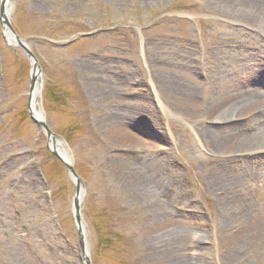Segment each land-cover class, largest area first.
Listing matches in <instances>:
<instances>
[{"label": "rangeland", "instance_id": "rangeland-1", "mask_svg": "<svg viewBox=\"0 0 264 264\" xmlns=\"http://www.w3.org/2000/svg\"><path fill=\"white\" fill-rule=\"evenodd\" d=\"M216 12L212 0H11L10 26L40 69L36 109L83 189L89 264H264V150L232 147L254 129L250 117L186 120L168 94V78L189 76L200 108L220 90L210 73L232 71L228 57L263 56L259 22ZM30 71L0 24V264H81L75 186L30 119ZM238 73L264 92L263 68ZM200 128L220 130L229 154L208 153ZM119 133L136 142L113 145ZM123 161L154 193H137ZM258 216L262 237L248 221Z\"/></svg>", "mask_w": 264, "mask_h": 264}, {"label": "bare ground", "instance_id": "bare-ground-1", "mask_svg": "<svg viewBox=\"0 0 264 264\" xmlns=\"http://www.w3.org/2000/svg\"><path fill=\"white\" fill-rule=\"evenodd\" d=\"M214 8L217 12H220L223 16H228L236 10L239 14H247L248 17L243 16L245 20L243 25L251 27L256 23H260V27L256 28L260 30L264 36V0H212ZM8 7L5 8V16L7 15ZM215 10V9H212ZM241 12V13H240ZM215 13V12H214ZM232 16V15H230ZM3 35L7 42H11L9 34L5 30ZM254 44V43H253ZM263 52H264V42H263ZM224 47V43H219L214 46H209L207 48L208 53H218ZM227 49H223L224 51ZM186 51L187 57L194 54V48L190 45L184 49ZM229 56V55H228ZM228 65H230V70L228 72H223L220 75L212 72L207 79L209 87L212 83L219 84L220 90L217 94H214L210 99L200 108L194 107L192 103L189 102L188 98L194 92L199 90L201 87L195 85V80L189 76H185L184 80L180 77H174V79H169V84H173L169 89V98L173 101L172 105L183 113L184 119H200L201 122H211L216 124L233 123L241 118L250 117V123L253 124L252 132L242 135L240 138L235 140L232 147L234 150H238L237 153H248L254 150H264V92L255 86V82L251 75L242 77L241 73H238L236 80H232L230 74H235L236 69H250L251 67L263 68L264 72V53H247L245 55H234V57H228ZM250 74V73H249ZM181 76V75H180ZM173 78V77H171ZM39 76L35 75V82L32 91L29 95L32 115L35 119L40 118V112L37 111L36 107L38 104V87H39ZM180 81L183 84L176 85ZM264 82V78H263ZM230 83V85H229ZM255 84V85H254ZM176 85V86H175ZM174 87H178L174 88ZM218 87V88H219ZM168 90V89H167ZM263 93V94H262ZM203 120V121H202ZM194 121V120H193ZM216 130V129H215ZM224 134L220 130H210L208 128H200L196 132V136L199 139L207 142L206 151L214 155L229 154L226 153V146H221L218 144L220 138H223ZM113 145L119 146L120 148H125L130 144L136 142V139L132 138L128 134L119 133L116 137H112ZM225 143V142H223ZM222 143V144H223ZM221 144V142H220ZM49 148L54 151L61 160L65 162H70L69 155L64 149L63 145L58 141H49ZM236 154V152H234ZM124 167L127 172L134 178L131 185H134L137 193L142 196H147V194L154 193L151 184H148L144 180L142 171L137 166H133L130 162L123 161ZM244 174V172H242ZM241 174L237 173L231 177L232 185L237 184ZM83 195L80 194L79 202L81 203ZM155 211L160 209L159 206L152 205L151 207ZM252 225L251 230L254 231L255 235L262 237L263 232V217H251L249 219ZM249 224V223H248ZM246 228V227H245ZM82 234L84 236V229L82 226ZM256 242V241H255ZM81 264H84L85 257H88L87 249L85 252L80 251ZM17 263V262H16ZM24 264V263H20Z\"/></svg>", "mask_w": 264, "mask_h": 264}, {"label": "water", "instance_id": "water-1", "mask_svg": "<svg viewBox=\"0 0 264 264\" xmlns=\"http://www.w3.org/2000/svg\"><path fill=\"white\" fill-rule=\"evenodd\" d=\"M6 7H8V10H7V15L5 16V8ZM10 14H11V0H0V24L2 25L3 31L6 30L7 33L9 34L11 42H7V40L5 38H4V40L6 41V43L9 46L19 48L25 54L27 59L29 60V63L31 66L29 94H28V100H27V108H28V113H29L30 119H31L32 123L37 126L39 131H41L45 134L48 142L49 141L53 142V141H55V139H57V137L49 131L48 127L46 126V124L43 121L42 115H40L39 119H35L32 115L29 95H30L32 88L34 86L35 75L38 74L39 79L41 77L40 69H39V66L37 64L35 57L31 53V51L29 50V48L27 47L25 42L23 40L19 39V37L15 34L13 29L11 28L10 23H9ZM68 44H70V42L61 44L60 46L64 47V46H67ZM39 92H40V80H39V87H38V95H39ZM50 151L55 158H57L58 160H60L63 163L65 169L68 172L69 178L71 179L72 183L75 186V194H74V198L72 200L73 218H74V222H75L76 229H77L78 244H79L81 252L84 253L86 250V244H85V238L83 237V234H82V232H83L82 231V220H81V215H80V202H79L80 194L83 195L81 183H80V180L77 178L71 163L61 160V158L54 151H52L51 149H50ZM84 264H89V259L87 257H85V259H84Z\"/></svg>", "mask_w": 264, "mask_h": 264}]
</instances>
